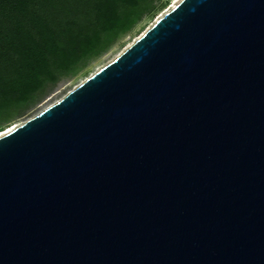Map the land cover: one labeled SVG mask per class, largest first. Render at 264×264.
Listing matches in <instances>:
<instances>
[{"label":"water","instance_id":"water-1","mask_svg":"<svg viewBox=\"0 0 264 264\" xmlns=\"http://www.w3.org/2000/svg\"><path fill=\"white\" fill-rule=\"evenodd\" d=\"M0 264H264V0H180L0 136Z\"/></svg>","mask_w":264,"mask_h":264},{"label":"trees","instance_id":"trees-1","mask_svg":"<svg viewBox=\"0 0 264 264\" xmlns=\"http://www.w3.org/2000/svg\"><path fill=\"white\" fill-rule=\"evenodd\" d=\"M161 0L52 6L0 0V129L107 52Z\"/></svg>","mask_w":264,"mask_h":264},{"label":"rangeland","instance_id":"rangeland-1","mask_svg":"<svg viewBox=\"0 0 264 264\" xmlns=\"http://www.w3.org/2000/svg\"><path fill=\"white\" fill-rule=\"evenodd\" d=\"M175 0H161L158 10L150 17L144 18L131 32L124 35L118 40L111 48L102 54L100 57L89 62L88 66L73 77L62 79L52 89H50L42 99L25 109L21 115L16 116L10 122L4 124L0 129V134L4 133L7 129L18 126L25 121L35 117L46 108L50 107L76 86L82 83L85 79L95 73L97 70L107 65L122 53L128 46H130L136 39H138L152 24L164 13L169 11L175 4Z\"/></svg>","mask_w":264,"mask_h":264},{"label":"snow or ice","instance_id":"snow-or-ice-1","mask_svg":"<svg viewBox=\"0 0 264 264\" xmlns=\"http://www.w3.org/2000/svg\"><path fill=\"white\" fill-rule=\"evenodd\" d=\"M39 3L52 5V6H60V5H79V4H87V3H97L99 0H38Z\"/></svg>","mask_w":264,"mask_h":264},{"label":"bare ground","instance_id":"bare-ground-1","mask_svg":"<svg viewBox=\"0 0 264 264\" xmlns=\"http://www.w3.org/2000/svg\"><path fill=\"white\" fill-rule=\"evenodd\" d=\"M179 1H180V0H175V1H174V4L176 5L177 3H179ZM15 127H16V126H15ZM15 127H12V128L7 129L4 133L0 134V136H2V135L5 134V133H8L9 131H11L12 129H14Z\"/></svg>","mask_w":264,"mask_h":264}]
</instances>
